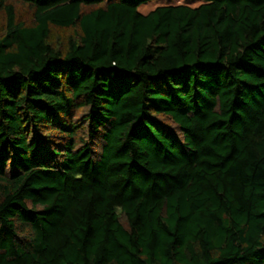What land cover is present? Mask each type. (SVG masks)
<instances>
[{
	"label": "trees",
	"instance_id": "obj_1",
	"mask_svg": "<svg viewBox=\"0 0 264 264\" xmlns=\"http://www.w3.org/2000/svg\"><path fill=\"white\" fill-rule=\"evenodd\" d=\"M149 1L0 0V264H264V0Z\"/></svg>",
	"mask_w": 264,
	"mask_h": 264
},
{
	"label": "rangeland",
	"instance_id": "obj_2",
	"mask_svg": "<svg viewBox=\"0 0 264 264\" xmlns=\"http://www.w3.org/2000/svg\"><path fill=\"white\" fill-rule=\"evenodd\" d=\"M182 2H185V0H151L148 3L140 6L139 8H140V11L146 13V12L153 10L155 7L159 5L177 4V3H182ZM17 10H18L19 17L21 19L28 21L29 18H31V11L26 6L18 5ZM69 32L70 30L54 28L51 36H52V39L55 40V42H59V41L65 40Z\"/></svg>",
	"mask_w": 264,
	"mask_h": 264
}]
</instances>
